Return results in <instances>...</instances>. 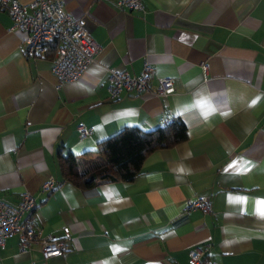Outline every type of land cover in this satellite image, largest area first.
<instances>
[{
  "label": "crops",
  "instance_id": "crops-1",
  "mask_svg": "<svg viewBox=\"0 0 264 264\" xmlns=\"http://www.w3.org/2000/svg\"><path fill=\"white\" fill-rule=\"evenodd\" d=\"M60 1L98 51L59 85L52 57H26V34L10 30L0 8V198L31 194L35 230L71 251L44 258L37 243L22 251L11 235L0 264H186L205 245L217 264H264V0H143L144 12ZM145 63L150 91L169 77L172 92L108 97L110 70L137 75ZM173 118L186 140L148 154L131 182L83 191L61 178L58 151L82 156L122 128ZM196 198L210 213L186 209Z\"/></svg>",
  "mask_w": 264,
  "mask_h": 264
},
{
  "label": "built area",
  "instance_id": "built-area-1",
  "mask_svg": "<svg viewBox=\"0 0 264 264\" xmlns=\"http://www.w3.org/2000/svg\"><path fill=\"white\" fill-rule=\"evenodd\" d=\"M119 8L128 11L144 12L143 0H113ZM0 8L8 14L12 26L10 30L24 32V54L28 58L46 56L48 45L57 41L58 45L51 58L50 73L57 85L77 80L86 65L98 51L96 42L84 28L82 18L71 17L60 0H34L22 4L18 0H0ZM206 70V65H202ZM153 68L145 63L137 75L127 71L110 70L107 78L106 92L110 99H116L121 92H133L138 95L144 92L157 97H164L173 90V80L169 77L158 78L155 90L149 89ZM167 122H163L167 124ZM79 138L90 134L89 128L79 125L76 128ZM53 187V179L49 178L41 187L42 191ZM34 206V198L24 193L15 203L0 198V248L5 239L17 235L22 251L37 243L44 258L61 257L71 251L65 241H57L51 237H40L32 222L26 217ZM198 208L203 213H210V204L206 198H196L186 209ZM186 264H217L208 254V246H197L189 250Z\"/></svg>",
  "mask_w": 264,
  "mask_h": 264
},
{
  "label": "trees",
  "instance_id": "trees-1",
  "mask_svg": "<svg viewBox=\"0 0 264 264\" xmlns=\"http://www.w3.org/2000/svg\"><path fill=\"white\" fill-rule=\"evenodd\" d=\"M57 41L48 45L46 56L52 57ZM187 133L179 118L154 129L125 127L99 141L96 147L77 156L58 151L56 161L60 176L73 187L87 191L103 183L131 182L139 173L145 157L186 140ZM81 157H92L88 160Z\"/></svg>",
  "mask_w": 264,
  "mask_h": 264
}]
</instances>
